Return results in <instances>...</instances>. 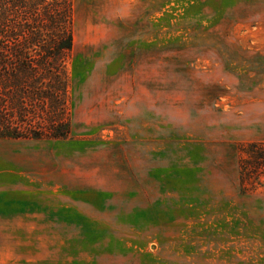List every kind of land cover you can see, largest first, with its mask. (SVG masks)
<instances>
[{"label": "rangeland", "instance_id": "374dc122", "mask_svg": "<svg viewBox=\"0 0 264 264\" xmlns=\"http://www.w3.org/2000/svg\"><path fill=\"white\" fill-rule=\"evenodd\" d=\"M65 68L68 137L0 139V264H264V0H73Z\"/></svg>", "mask_w": 264, "mask_h": 264}, {"label": "trees", "instance_id": "16d2710c", "mask_svg": "<svg viewBox=\"0 0 264 264\" xmlns=\"http://www.w3.org/2000/svg\"><path fill=\"white\" fill-rule=\"evenodd\" d=\"M72 48L73 0H0V139L68 137ZM240 151V186H262L264 141Z\"/></svg>", "mask_w": 264, "mask_h": 264}]
</instances>
